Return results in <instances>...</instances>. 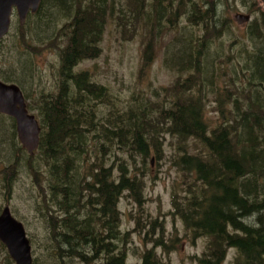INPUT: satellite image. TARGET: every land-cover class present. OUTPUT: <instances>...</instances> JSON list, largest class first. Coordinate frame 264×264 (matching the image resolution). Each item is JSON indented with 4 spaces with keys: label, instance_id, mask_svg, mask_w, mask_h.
Returning <instances> with one entry per match:
<instances>
[{
    "label": "trees",
    "instance_id": "obj_1",
    "mask_svg": "<svg viewBox=\"0 0 264 264\" xmlns=\"http://www.w3.org/2000/svg\"><path fill=\"white\" fill-rule=\"evenodd\" d=\"M138 1L40 0L35 14H28L22 25L15 23L12 12L0 51L7 48L11 57L15 51L17 55L15 68L7 75L0 74L3 82L22 88V80L26 83L30 75V50L45 46L47 34L54 32L55 25L65 23L61 31L67 32V43L57 54L55 93L39 95L37 115L42 126L36 151L29 156L21 146L12 149L11 145L6 153H0L8 166L4 171L10 172L7 181L3 175L6 185L11 184L20 166L34 179L39 187L35 202L43 207L45 223L55 232L50 242L55 244L59 262L125 264L130 233L143 231L142 242H151L152 247L141 254L140 264H165L156 254L161 239L147 241L156 221L145 220L150 225L146 233L144 220L133 216L135 229L123 232L117 206L123 194L139 205L144 181L137 176V168L144 171L150 151L161 159L162 134L168 133L175 149L168 161L179 175L169 187L170 215L179 220L191 242L205 241L203 253L193 260L197 264H222L228 249H233L237 255L233 264H264V34L255 25L248 26L253 48L238 52L243 87L240 91L235 88L238 79L234 72L228 81L230 92L220 91L212 86L209 76L212 56L208 48L223 35L229 21L219 19L214 2L198 0L199 8L196 0H189L186 20L204 33L197 39L179 36L171 45L165 64L176 77L188 75L180 84L176 81L170 89H163L170 107L163 110L140 99L120 106L117 97L116 114L102 120L92 106L94 102H108V91L91 82L85 71L76 73L73 69L99 56L97 44L108 18L106 10L111 11L109 15L112 13L118 26L124 25V34L126 26L138 17L133 12ZM160 2H148L149 28L155 33L160 30L154 20ZM166 8L168 16L174 15L171 3ZM150 47H145V54ZM206 93H215L218 98L219 121L214 126L208 125L203 113ZM226 101L231 110L222 105ZM88 133L102 140L95 149ZM3 145L7 146L4 139L0 140ZM112 147L114 159L107 166ZM11 150L13 154L15 150L12 159ZM89 154L94 157L91 162ZM38 177L45 189L38 184Z\"/></svg>",
    "mask_w": 264,
    "mask_h": 264
},
{
    "label": "rangeland",
    "instance_id": "obj_2",
    "mask_svg": "<svg viewBox=\"0 0 264 264\" xmlns=\"http://www.w3.org/2000/svg\"><path fill=\"white\" fill-rule=\"evenodd\" d=\"M148 2L149 0H139L136 3L137 7L133 12L137 13L138 17L126 26L127 29L124 34H121L124 25L120 23L118 26L119 22L116 21L115 23L111 18L112 13L109 15L111 11L106 10L108 18L97 44L99 56L82 61L73 69L76 73L85 71L88 73L91 82L103 86L108 91V102H94L92 106L97 117L102 120L108 117L113 118V115L116 114V100L118 98L120 106L140 99L143 102L145 100L148 103L153 102L156 107H162L163 110L168 109L170 106H168L167 98L162 92L163 89H170L176 81H179L180 84V81H183L185 76L188 75L184 74L185 76L176 77V74L169 69L170 65L167 62L165 64V59L169 55L172 43L178 41L179 36L182 39L189 36L197 39V37L203 36L204 31L202 28L197 27L194 23H188L186 20L185 13L191 9L189 0H161L160 7L155 12L158 16L154 18L155 24L158 22L160 29L156 33L151 32L149 28L152 25L149 26L151 22H148L150 21L148 14L151 12ZM169 3L174 8V15L172 16H168L170 14L168 13L169 8H166ZM214 3L215 9L219 13V19H222V21L227 19L230 26L222 32L223 35L220 38L209 45V53L212 56L210 70H208L211 83L212 86L218 87L220 91L224 89L230 92L228 81L233 79L235 72L237 73L235 78L238 79L235 82V88L240 91L243 87V81H241L242 64L238 52L244 49L250 51L253 48L252 41L247 35L249 25H255L264 34V17L260 16V7L255 0H214ZM196 5L198 6V0H196ZM249 11L254 12V14L250 13L249 22L237 24L234 15H245ZM128 12L123 14L126 16ZM155 13L152 11L153 16H155ZM113 14L114 16L118 15L116 11ZM16 22L18 23L15 16ZM29 22V27L33 30V21L30 20ZM64 25L65 23L55 25L54 32L47 34L48 40L44 44L45 46L30 50V53H32L31 56H28L30 75L26 83L22 80V88L14 83L3 82L0 79L5 84H14L19 88L22 96H24L23 99L25 98V108L37 121L38 126H42L37 115L39 110L37 107L40 103L39 95L51 96L56 91L58 81L57 54L58 50L66 46L67 43V32L62 33L61 31ZM148 43H151V47ZM145 47H150V51L146 54ZM17 48L19 50V46ZM15 53L12 58L7 48L0 51V74L7 75L10 68H15L17 52L15 51ZM214 94L206 93V99L203 101V113L209 126H214L219 121L218 101H216L218 98ZM169 99L174 101L172 97H169ZM222 105L231 110L230 102L226 101ZM98 113L101 114V117ZM121 120L123 119L121 118ZM94 124L100 125L98 121H95ZM94 134L88 133L87 136L89 141L94 144L95 149L96 143L102 140ZM167 134H162L161 159L157 160L158 158L154 152L150 151L147 159L148 165H146L144 171L137 168V176L144 181L142 200L139 205L133 203L132 199L125 197V194L118 200L120 229L123 232L135 229L133 219L137 218L144 220L147 233L150 225L145 220L156 221L157 224H154L152 235L147 241L153 238L155 240L161 239L162 246L156 248L158 258L165 264H197L193 258L201 256L205 248V241L198 239L191 242L179 220L170 215L173 209L170 206L171 192L169 187L173 180L179 178V175L173 170L171 160L168 161L174 155L173 150L175 149L171 143L173 139ZM2 139L7 142V146H0L1 154L6 153L11 145L12 149L13 146L16 149L20 146L15 132L14 120L11 117L9 119L7 116H0V140ZM114 153V148H110L107 155V166L114 159ZM14 155L15 150L14 154L11 150V159ZM88 158L89 162L94 160L92 154H89ZM6 167H8L7 164L0 158V212L4 207H7L12 217L22 224L30 246L31 264H82L78 260L70 262L68 260L61 262L57 260L58 253L54 249L55 244L50 242L55 232L50 230L49 227L51 226L48 227L45 223L43 207L35 202V200H38L39 187L27 171H22L21 166L15 177L12 178L11 184L6 185L5 180L7 181V178L10 177V172L4 171ZM3 175H6L5 180ZM38 178V184L45 189L42 178ZM143 237H145L143 231L140 234L139 232L138 234L136 232L130 233L131 241L126 246L125 264H140L141 254L152 247L151 242L146 244L142 242ZM236 260V252L233 249H228L222 264H233V261ZM0 264H14L1 243ZM89 264H99V260H90Z\"/></svg>",
    "mask_w": 264,
    "mask_h": 264
},
{
    "label": "water",
    "instance_id": "obj_3",
    "mask_svg": "<svg viewBox=\"0 0 264 264\" xmlns=\"http://www.w3.org/2000/svg\"><path fill=\"white\" fill-rule=\"evenodd\" d=\"M207 4L214 0H203ZM264 4V0H259ZM40 0H0V40L10 27L12 12L15 13L19 25H22L28 14H35ZM237 24L245 23L248 16L236 14ZM0 114L14 120L15 132L22 149L31 156L38 143L40 128L37 121L26 108L19 88L14 84L0 81ZM0 243L14 264H31L30 246L23 226L15 220L7 207L0 212Z\"/></svg>",
    "mask_w": 264,
    "mask_h": 264
},
{
    "label": "flooded vegetation",
    "instance_id": "obj_4",
    "mask_svg": "<svg viewBox=\"0 0 264 264\" xmlns=\"http://www.w3.org/2000/svg\"><path fill=\"white\" fill-rule=\"evenodd\" d=\"M255 2H256V4L258 5L259 4V7H260V12H261V14H260V16H263L264 17V14H263V10H264V4H262L259 0H255ZM254 14V12L253 11H249V13H247V14H245L246 16H248V20L245 22V23H248L249 22V20H250V18H251V14ZM236 15V14H235ZM234 15V16H235ZM243 15V14H242ZM247 25V24H246ZM0 116H5V115H2V114H0ZM9 118V117H8ZM10 119V118H9Z\"/></svg>",
    "mask_w": 264,
    "mask_h": 264
}]
</instances>
